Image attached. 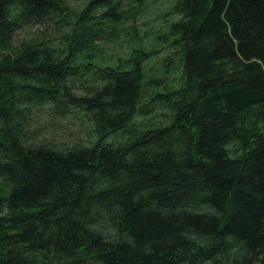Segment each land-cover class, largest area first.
<instances>
[{"label":"trees","instance_id":"16d2710c","mask_svg":"<svg viewBox=\"0 0 264 264\" xmlns=\"http://www.w3.org/2000/svg\"><path fill=\"white\" fill-rule=\"evenodd\" d=\"M0 264H264V0H0Z\"/></svg>","mask_w":264,"mask_h":264},{"label":"rangeland","instance_id":"374dc122","mask_svg":"<svg viewBox=\"0 0 264 264\" xmlns=\"http://www.w3.org/2000/svg\"><path fill=\"white\" fill-rule=\"evenodd\" d=\"M162 9L164 8L162 7L161 10ZM36 30L37 29L35 27L19 33L18 39L22 38L25 35H30ZM105 55L122 56V51L120 49L117 50L115 46H112L111 50L107 49L105 51ZM75 92L80 93L82 91L76 89ZM39 118V136L40 139L44 138L45 141H50L58 144L63 143L69 146L88 136L80 121H78V119L76 118H73L71 114L66 118L67 121H63L62 118L55 117V119H53L52 117L47 116H41Z\"/></svg>","mask_w":264,"mask_h":264}]
</instances>
